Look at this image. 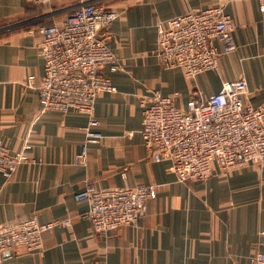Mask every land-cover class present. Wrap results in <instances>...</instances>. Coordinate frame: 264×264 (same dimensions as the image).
Masks as SVG:
<instances>
[{
  "label": "crops",
  "instance_id": "0c3cea01",
  "mask_svg": "<svg viewBox=\"0 0 264 264\" xmlns=\"http://www.w3.org/2000/svg\"><path fill=\"white\" fill-rule=\"evenodd\" d=\"M90 1L119 12L106 38L121 68L103 69L117 90L98 94L94 114L103 137L89 144L87 165H78L88 115L43 110L38 89L25 83L29 75L36 84L44 76L41 27L62 23L79 0H0V138L12 153L33 160L9 179L0 174V224L30 216L41 224L71 219L70 226L43 232V255L18 247L0 255L3 264H253L264 252V168L215 165L206 181L180 182L169 161L146 153L141 99L158 89L164 96L179 93L177 105L185 107L194 93L209 96L243 75L245 101L264 104L259 0ZM218 2L236 22L237 49L194 80L180 68H164L156 23ZM85 178L104 189L155 184L157 196L137 225L103 235L86 216L88 203L76 199Z\"/></svg>",
  "mask_w": 264,
  "mask_h": 264
},
{
  "label": "built area",
  "instance_id": "2783aa9c",
  "mask_svg": "<svg viewBox=\"0 0 264 264\" xmlns=\"http://www.w3.org/2000/svg\"><path fill=\"white\" fill-rule=\"evenodd\" d=\"M29 1L36 5L51 2ZM259 3L264 19V0ZM118 16V11L100 3L79 0L62 23L42 26L44 76L36 84L35 76L29 75L25 83L38 89L43 110H74L88 115L86 138L75 157L78 165H87L89 144L103 137L101 121L94 114L98 94L117 90L103 69L107 65L112 70L121 68L106 38ZM236 26L220 2L201 11L161 19L156 23V53L164 68H180L187 79L194 80L204 71L217 69L220 57L237 49ZM247 91L242 75L224 81L221 89L209 96L194 93L186 106L180 107L179 93L164 96L153 89L141 99L146 153L156 162L169 161L180 182L206 181L215 165L224 171L248 164L264 168V104L255 106L245 101ZM30 161L24 151L12 153L0 138L1 175L9 179L20 164ZM156 196L155 184L104 189L85 178L76 199L88 203L86 216L94 230L107 235L123 225H137ZM70 225V218L41 224L36 216L1 223L0 255L18 247L43 255V232ZM4 259L0 256V264ZM253 264H264V252L255 255Z\"/></svg>",
  "mask_w": 264,
  "mask_h": 264
}]
</instances>
